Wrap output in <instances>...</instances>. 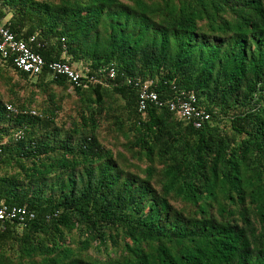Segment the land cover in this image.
Instances as JSON below:
<instances>
[{
    "label": "trees",
    "instance_id": "16d2710c",
    "mask_svg": "<svg viewBox=\"0 0 264 264\" xmlns=\"http://www.w3.org/2000/svg\"><path fill=\"white\" fill-rule=\"evenodd\" d=\"M0 25L88 83L0 55V200L36 215L0 264H264V0H0ZM147 81L210 119L140 110Z\"/></svg>",
    "mask_w": 264,
    "mask_h": 264
},
{
    "label": "built area",
    "instance_id": "2783aa9c",
    "mask_svg": "<svg viewBox=\"0 0 264 264\" xmlns=\"http://www.w3.org/2000/svg\"><path fill=\"white\" fill-rule=\"evenodd\" d=\"M30 42H36V37H32ZM0 55L4 60L10 61L21 72L37 76L46 69L55 76H64L77 86L88 87V83L83 82L85 81L83 80L86 77L85 74L66 62H47L42 55L32 49L28 42L18 39L9 28L3 25H0ZM107 73L110 78H114L116 75L114 68H110ZM89 80L95 81L96 77L91 76ZM152 84L153 82L147 81L142 87L140 110H146L150 102L159 107L168 108L180 119L192 121L198 129L203 126L205 121L210 119L209 114L196 107V97L193 94L187 98L182 93L181 97L176 100L163 102L155 91H150ZM8 110L11 111L12 107L8 106ZM16 137L20 138V134H17ZM7 142V139L0 140V159ZM35 217V213L29 210L28 207L9 206L3 200H0L1 223H17L25 227L28 221L35 219Z\"/></svg>",
    "mask_w": 264,
    "mask_h": 264
},
{
    "label": "rangeland",
    "instance_id": "374dc122",
    "mask_svg": "<svg viewBox=\"0 0 264 264\" xmlns=\"http://www.w3.org/2000/svg\"><path fill=\"white\" fill-rule=\"evenodd\" d=\"M2 86V84H0V87ZM71 98L68 96L67 97V100H65V103H66V105H65V107L66 108H68V107H70L71 106ZM64 116V115H63Z\"/></svg>",
    "mask_w": 264,
    "mask_h": 264
}]
</instances>
